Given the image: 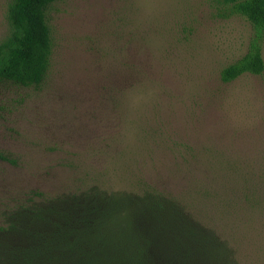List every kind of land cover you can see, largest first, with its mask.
Returning a JSON list of instances; mask_svg holds the SVG:
<instances>
[{
  "label": "rangeland",
  "instance_id": "374dc122",
  "mask_svg": "<svg viewBox=\"0 0 264 264\" xmlns=\"http://www.w3.org/2000/svg\"><path fill=\"white\" fill-rule=\"evenodd\" d=\"M231 4L49 5L43 81L0 82V249L28 238L22 229H45L35 208L74 216L95 190L145 182L185 204L215 243L214 264H264V69L221 80L255 35ZM168 256L160 247L156 264Z\"/></svg>",
  "mask_w": 264,
  "mask_h": 264
},
{
  "label": "trees",
  "instance_id": "16d2710c",
  "mask_svg": "<svg viewBox=\"0 0 264 264\" xmlns=\"http://www.w3.org/2000/svg\"><path fill=\"white\" fill-rule=\"evenodd\" d=\"M53 1H9V28L0 39V82L37 86L43 81L52 50L46 12ZM230 2L231 11L250 22L255 35L246 53L220 71L225 82L264 69V0ZM94 197L91 208L74 216L55 206L43 211L35 208L31 216L44 217L45 229L20 230V235L29 237L0 249V264H156L160 247L169 254L168 264L178 258L181 264L213 263L215 243L201 233V225L185 213L187 208L179 198L145 182L129 190H95Z\"/></svg>",
  "mask_w": 264,
  "mask_h": 264
}]
</instances>
